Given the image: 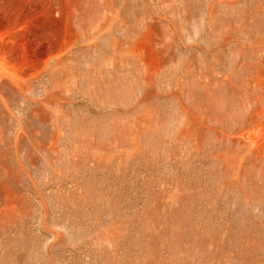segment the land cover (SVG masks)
<instances>
[{"label": "rangeland", "instance_id": "1", "mask_svg": "<svg viewBox=\"0 0 264 264\" xmlns=\"http://www.w3.org/2000/svg\"><path fill=\"white\" fill-rule=\"evenodd\" d=\"M0 264H264V0H0Z\"/></svg>", "mask_w": 264, "mask_h": 264}]
</instances>
